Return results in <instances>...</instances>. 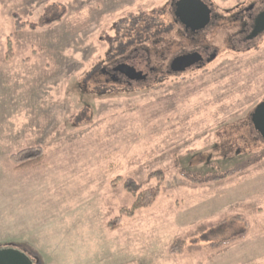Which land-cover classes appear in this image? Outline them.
<instances>
[{
    "label": "rangeland",
    "instance_id": "374dc122",
    "mask_svg": "<svg viewBox=\"0 0 264 264\" xmlns=\"http://www.w3.org/2000/svg\"><path fill=\"white\" fill-rule=\"evenodd\" d=\"M171 1L0 0V249L34 264H264V141L250 122L264 32L232 43L226 21L205 36L218 54L203 69L130 89L100 72L134 50L153 66L173 52ZM254 1L208 0L225 17ZM32 147L44 162L16 171L11 155ZM156 171L155 202L122 215L124 181L150 189Z\"/></svg>",
    "mask_w": 264,
    "mask_h": 264
},
{
    "label": "flooded vegetation",
    "instance_id": "af4514ba",
    "mask_svg": "<svg viewBox=\"0 0 264 264\" xmlns=\"http://www.w3.org/2000/svg\"><path fill=\"white\" fill-rule=\"evenodd\" d=\"M177 1L179 0H172L169 4L172 13L170 21L172 22L170 23L171 28L166 27V29H172V33L170 35H172L173 41L175 43H178V45H174L172 42L169 43L168 41L170 40L165 42V45H163L165 46L164 48H166L165 50L172 49V46L174 48L176 47L174 51L169 52V54L163 52V55H165L166 57L162 55L163 61L161 63H156L154 66L150 62L149 52L146 53L149 57L144 56L145 58H142L141 55H137V50H134L132 54L130 53L126 56H121L120 58H117L116 60L103 65V67L100 69V72L102 73V76L105 77V81L107 82V84H117L121 88L123 86L126 89H130V87H134L142 84L145 81H148L147 79L152 76L154 77L157 72L162 73V69L164 70L166 77L179 76L180 74L191 70L192 68L198 70L203 69V67L213 61L218 54L216 53L215 48L213 49L211 46L206 44L205 36L210 31H213V29L224 25V22L226 21V23H228L226 24L227 27H237V32L234 33L232 35V38L229 39V41H231L232 43L238 41L241 44H245L248 43V41L250 42L256 39L255 38L252 40H247L246 38L252 31L256 16L259 12L264 10V0L254 1L248 5L249 7H247V9L244 8L243 10H237L234 15L228 17L217 14L214 7H212L208 0H199L203 4V6H205L203 7L201 5L202 11H207L206 7H208V9L210 10L208 23L201 29H196V27L199 26V23H195L194 25H189L188 27H186L179 18H176L174 16L175 5ZM189 1L196 4L198 3V0ZM258 3L259 5H257ZM172 25L175 26V29ZM157 29L160 30L155 31L156 35L160 34V36L163 37L164 35H166V33H168L167 30L162 31L161 27ZM122 52L123 51H120L119 54H121ZM194 53L200 54V60L197 63L191 65L190 68H187L180 73H174L171 70L170 66L172 62L175 59L179 58V56H188ZM131 71L136 72L135 77H138V79H129V77L131 76Z\"/></svg>",
    "mask_w": 264,
    "mask_h": 264
},
{
    "label": "water",
    "instance_id": "95a60500",
    "mask_svg": "<svg viewBox=\"0 0 264 264\" xmlns=\"http://www.w3.org/2000/svg\"><path fill=\"white\" fill-rule=\"evenodd\" d=\"M198 3H192L189 0H179L175 5L174 16L179 18L182 23L188 27L189 25H194L199 23L196 29H201L208 23V17L210 10L206 7L207 11H202L203 4L201 1ZM202 5V6H201ZM205 7V6H203ZM202 13V14H201ZM202 16V17H201ZM199 20H198V19ZM206 18V19H205ZM200 27V28H199ZM264 32V10L258 13L254 20L252 31L246 38L247 40L255 39L259 34ZM200 60V54H191L188 56H179L171 64V70L174 73H180L190 68L191 65L197 63ZM129 79H138L135 71L130 72ZM250 122L253 129L258 133L259 137L264 141V100L257 105L250 116ZM0 264H34L31 259L22 251L12 248H2L0 249Z\"/></svg>",
    "mask_w": 264,
    "mask_h": 264
},
{
    "label": "trees",
    "instance_id": "16d2710c",
    "mask_svg": "<svg viewBox=\"0 0 264 264\" xmlns=\"http://www.w3.org/2000/svg\"><path fill=\"white\" fill-rule=\"evenodd\" d=\"M14 18H15L14 27L16 28L17 31L25 28L24 24L19 23V19L17 16H15ZM45 18L46 17H44L43 20ZM56 20H58V17L56 19L51 20L50 22H54ZM50 22L48 23L45 20V21H41L39 24L40 25L50 24ZM29 27L31 29L37 28V26L33 24H30ZM44 158H45L44 151L40 147H32L29 149H23L16 154H12L10 157L13 167L16 171H20L21 169H33V168L39 167L44 162ZM262 158H264V154L262 155L261 159ZM231 173L232 171L227 172L223 176L214 177L212 179L207 178L203 182L208 183L210 180L217 182L219 181L220 178L231 176ZM149 177L155 178L158 185L155 187H150V189H143L142 185L136 184L131 179H126V181H124L123 183L124 190L128 192L129 194H131L132 196H134L135 199L130 208L124 209L121 211L122 215L127 216V217L132 216L136 211H139V209L149 208L158 198L160 187H161V182L163 180L164 174L163 172L156 171V172L151 173ZM190 181L194 183L201 182L200 179L195 180L193 178H190ZM235 219L240 220V217L239 216L232 217L231 220L233 221ZM120 225H121V220H120V216H118L109 223V228L110 230L113 231V230H116L117 227H119ZM243 226H245L244 227L245 231L241 234L236 235L232 240L228 241L227 243L232 244L235 241L242 240L245 238V235L247 234V230H248V226L246 225L245 221H243Z\"/></svg>",
    "mask_w": 264,
    "mask_h": 264
}]
</instances>
